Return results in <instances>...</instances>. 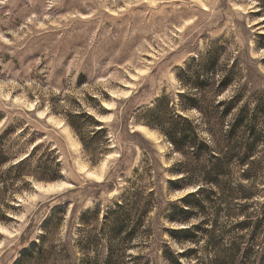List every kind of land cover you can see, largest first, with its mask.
<instances>
[{"label": "rangeland", "instance_id": "374dc122", "mask_svg": "<svg viewBox=\"0 0 264 264\" xmlns=\"http://www.w3.org/2000/svg\"><path fill=\"white\" fill-rule=\"evenodd\" d=\"M262 33L264 0H0V264H170L166 249L194 245L168 228L203 217L218 244H197L190 263L264 264V219L229 230L219 197L240 183L253 193L247 215L260 217L264 137L249 164L231 160L217 188L203 184L210 200L182 224L169 215L200 182L146 122L179 114L201 139H225L264 87ZM224 75L232 81L218 90ZM237 93L220 120L216 100ZM236 140L245 135L226 142ZM25 156L17 178L11 166Z\"/></svg>", "mask_w": 264, "mask_h": 264}, {"label": "trees", "instance_id": "16d2710c", "mask_svg": "<svg viewBox=\"0 0 264 264\" xmlns=\"http://www.w3.org/2000/svg\"><path fill=\"white\" fill-rule=\"evenodd\" d=\"M262 35L264 36V33H262ZM231 81L232 79L230 76L224 75L218 82V90L228 87ZM196 87L199 88V85ZM239 98H241V95L237 93L232 96L231 99L216 100L215 108L218 110L216 109L214 115L216 117L219 116L220 120L227 115H231V112L236 107ZM197 103L196 97H190L187 105L201 111L200 106ZM161 113L163 114V112ZM231 119L230 125L226 128V130H223L225 139H221V137L218 136V138L211 139L209 141L205 138H200L195 131L193 121L188 117L186 118L182 115L176 114L175 116L172 115L167 117L157 115L153 119H146V122H148L149 125L155 127L160 126L162 128L164 135L170 143L171 149L176 150L181 155L182 161L179 163V170L181 172L189 170L190 174L193 176L191 180L194 182H200L195 190L189 191V193H186L185 196L181 198V201L185 204L179 207L177 213L175 212L169 215L171 220L185 224L189 220V215L193 210L202 213L204 209L201 201L204 199L209 201L211 197L210 193H212V191L206 193V191H204L205 187L203 184L206 183L217 188L219 177L223 173L225 174L228 169L226 168L228 162L236 160L239 164H249V160L254 155L257 145L262 144V139L264 137V131L259 129V124L261 125V122L264 123V87L261 88L259 98L255 102V106L252 110L245 103L238 109V111L233 113ZM73 123H75V126L79 125L75 121ZM238 132L245 135V140H236L233 141L232 144L226 142L236 137ZM218 149L223 150L222 152H219ZM26 157L27 156L11 166L14 169H18L17 172H15V177L17 178L23 175L24 170L21 166L25 163ZM7 161V158L0 153V165ZM246 173L242 174V178H250V175ZM243 187V185L238 183L236 189L222 192L219 195V197L223 200L224 206L222 209L225 210L226 216L230 218V220L234 218L232 228L229 230L237 228L239 232H242L249 229V227L256 228L264 219L263 208L259 213L260 217L257 216L258 218L254 215H252L253 218L250 214L247 215L248 208L246 207V201L253 193L249 192L247 189H242ZM193 197L198 199L200 203L195 204L191 200ZM234 197L243 202L239 203V206L234 208L225 206L228 199H232ZM239 217L243 218L238 219ZM208 224L212 226L215 225L213 219L207 220L203 217L198 223L190 226L184 225L181 227L168 228L167 232L174 241L176 240L179 243L191 242L194 245L190 248L176 252L171 249H166L164 255L170 264H192L190 261L193 257H195L194 252H196V245L200 242L203 243L204 248L207 247V245L213 248L217 246L218 243L209 236L210 230ZM146 231L149 232V229L146 228ZM128 235L131 237V232ZM234 244L235 243H232L231 247H229L226 252V257H229L230 259H233L235 254L238 252V247ZM31 253L32 251H28L25 256H28ZM182 258L186 262H182Z\"/></svg>", "mask_w": 264, "mask_h": 264}]
</instances>
